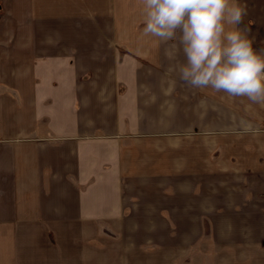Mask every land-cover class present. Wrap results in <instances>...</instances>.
I'll list each match as a JSON object with an SVG mask.
<instances>
[{"label": "crops", "instance_id": "0c3cea01", "mask_svg": "<svg viewBox=\"0 0 264 264\" xmlns=\"http://www.w3.org/2000/svg\"><path fill=\"white\" fill-rule=\"evenodd\" d=\"M144 20L0 0V264H264V105L185 85Z\"/></svg>", "mask_w": 264, "mask_h": 264}, {"label": "clouds", "instance_id": "9594fccd", "mask_svg": "<svg viewBox=\"0 0 264 264\" xmlns=\"http://www.w3.org/2000/svg\"><path fill=\"white\" fill-rule=\"evenodd\" d=\"M143 34L176 41L184 61L169 71L193 89L211 88L264 105V48L241 27L247 6L238 0H141ZM245 132L251 125L241 120Z\"/></svg>", "mask_w": 264, "mask_h": 264}]
</instances>
